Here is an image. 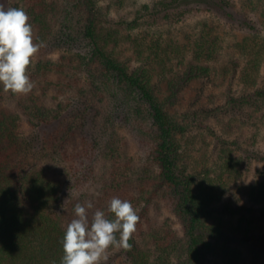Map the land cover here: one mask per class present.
<instances>
[{
  "label": "trees",
  "instance_id": "1",
  "mask_svg": "<svg viewBox=\"0 0 264 264\" xmlns=\"http://www.w3.org/2000/svg\"><path fill=\"white\" fill-rule=\"evenodd\" d=\"M11 3L26 11L34 43L43 46L27 70L31 93H6L0 84V264H60L75 204L90 201V219L97 209L111 219L113 197L131 202L142 232L133 234L130 250L110 247L101 264H264V169L245 184L251 160L263 161L264 152L254 149L244 159L226 149L219 159L196 158L190 126L170 110L177 92L154 80L160 68L166 74L183 68L189 51L129 32L124 39L142 59L132 64L120 56V31L104 23L102 0ZM219 41L206 32L189 49L196 61L186 68L190 79L212 75ZM256 53L241 74L253 92L240 95L239 105L264 109V85L257 84L264 47ZM130 139L147 160L136 163ZM75 158L81 168L69 161ZM55 167L65 169V181ZM232 184L244 197L221 201ZM155 197L168 200L181 233L149 226Z\"/></svg>",
  "mask_w": 264,
  "mask_h": 264
},
{
  "label": "rangeland",
  "instance_id": "2",
  "mask_svg": "<svg viewBox=\"0 0 264 264\" xmlns=\"http://www.w3.org/2000/svg\"><path fill=\"white\" fill-rule=\"evenodd\" d=\"M228 1L230 5L223 7L218 0H124L123 3L102 0L108 6L105 25L118 29L123 39L131 32L149 40L158 38L162 47L174 43L183 48L184 52L189 51L186 54V64L180 69L176 67L173 73H164L155 63L159 70L155 71L154 80L161 83L166 93L177 92L170 110L176 111L180 119L190 126V135L195 138L192 145L195 147L196 158L208 153L212 159H219L218 154L226 149L241 154L244 159L254 149L264 152L263 134L259 133L264 130V109H257L259 105H239L240 95L245 94V91L249 92L251 88L244 87L241 74L248 67L251 57L258 55L256 52L264 47V0ZM11 4V0H5L4 7H11ZM131 23H135L136 28H130ZM206 32L219 37V58L209 63L212 75L190 79L186 68L196 61L189 49ZM35 37L36 30H33V39ZM118 50L120 56L130 60L132 64H138L142 60L137 56L135 45L125 39ZM155 59L156 55L152 54L153 63ZM260 59L258 86L264 85V55ZM234 65L236 68L230 69ZM232 97L236 98V102H230ZM256 133H259V137L255 139ZM130 141L131 146L128 147L131 148L136 163L140 159L147 160L148 152L142 150L137 142ZM77 160L78 158L69 161L81 168L83 165ZM251 162L253 174L250 178H245V184L252 182L258 168L264 169V160L253 158ZM55 169L57 176L65 181V169ZM243 191L239 184H232L221 201L233 203L238 200V196L244 197ZM152 204L149 214L152 221L151 224L148 223L150 227L173 228L182 232L180 221L172 212L168 200L155 197ZM219 205L224 206V202ZM140 229L137 227L135 233L142 232ZM105 255L107 259L109 253ZM106 259H102L100 264Z\"/></svg>",
  "mask_w": 264,
  "mask_h": 264
},
{
  "label": "clouds",
  "instance_id": "3",
  "mask_svg": "<svg viewBox=\"0 0 264 264\" xmlns=\"http://www.w3.org/2000/svg\"><path fill=\"white\" fill-rule=\"evenodd\" d=\"M42 43H34L30 17L22 7L5 8L0 4V84L4 92L27 95L35 87L27 74L31 59ZM92 202L77 203L75 217L63 233V256L60 264H100L110 247L130 250V239L137 230L140 217L131 202L111 198L107 212L95 210L89 218ZM55 264V262H53Z\"/></svg>",
  "mask_w": 264,
  "mask_h": 264
}]
</instances>
